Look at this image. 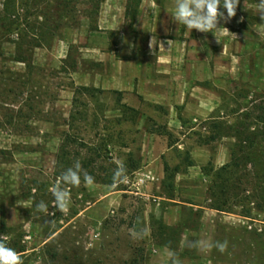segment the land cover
Listing matches in <instances>:
<instances>
[{"label": "rangeland", "instance_id": "1", "mask_svg": "<svg viewBox=\"0 0 264 264\" xmlns=\"http://www.w3.org/2000/svg\"><path fill=\"white\" fill-rule=\"evenodd\" d=\"M142 2L0 0V236L20 264H264V178L249 166L230 212L210 215L202 172L235 143L210 142L213 124H254L264 7L239 0L215 34L187 33L177 0ZM67 133L100 154L80 174L107 183L64 186L62 214L52 190ZM82 146L70 148L80 163ZM118 168L126 179L114 182Z\"/></svg>", "mask_w": 264, "mask_h": 264}, {"label": "trees", "instance_id": "2", "mask_svg": "<svg viewBox=\"0 0 264 264\" xmlns=\"http://www.w3.org/2000/svg\"><path fill=\"white\" fill-rule=\"evenodd\" d=\"M85 91H88L85 89ZM254 124L249 125L241 121L235 122L233 125H229L226 122H216L213 124L212 135L209 137L210 142H214L219 138H233L235 143L232 145L229 153V160L226 164L220 168H213L210 162L207 166L202 167L203 175L210 179V188L208 192V204L207 208L220 211V212H230L227 211L228 204L233 198H239L243 190L246 188L247 181V169L251 166L254 170V175L260 181L264 178V164L258 167L253 156L257 154L259 157H264V96L261 98V102L255 105L253 108ZM247 120L251 119L250 115H247ZM79 140L73 134H65V138L62 140L60 145L59 153L57 155V163L55 169L57 173L61 172L65 168L73 167L76 162H79L77 157L79 153L76 154L70 150L71 147L75 149L85 147L87 148L88 158L81 160L79 162L81 169H91L94 162V156L98 154V149H92L88 144H83V142H78ZM99 156L98 158H101ZM189 163L188 166H194V163L186 158ZM95 166V165H94ZM165 184L169 183V188H174V181L176 179L178 169L170 170L169 166L165 164ZM81 173V172H80ZM81 175V174H80ZM92 178L94 177L93 171L88 174ZM85 175H81V179ZM94 179V178H93ZM95 181L104 182L105 179H94ZM109 184L112 181H108ZM175 195L171 191L169 194V199H174Z\"/></svg>", "mask_w": 264, "mask_h": 264}, {"label": "clouds", "instance_id": "3", "mask_svg": "<svg viewBox=\"0 0 264 264\" xmlns=\"http://www.w3.org/2000/svg\"><path fill=\"white\" fill-rule=\"evenodd\" d=\"M239 0H177L175 11L172 14L174 20L183 24L187 29L199 30L200 32H215L218 28L220 18L230 20L236 15V8ZM261 6L264 7V0H260ZM221 7L226 10L220 11ZM80 164L76 162L73 167L68 168L61 174L60 181L52 190L53 205L58 211L64 214L70 204L69 192L64 186H79L81 183ZM123 169L118 168L113 174V181H122L126 179L123 175ZM84 182L91 184L93 178L84 176ZM63 185V186H62ZM36 210L41 213H48V206L41 201L36 205ZM215 247L224 252L227 248V242H217ZM0 264H20V258L16 252L8 248L4 243V236H0Z\"/></svg>", "mask_w": 264, "mask_h": 264}, {"label": "crops", "instance_id": "4", "mask_svg": "<svg viewBox=\"0 0 264 264\" xmlns=\"http://www.w3.org/2000/svg\"><path fill=\"white\" fill-rule=\"evenodd\" d=\"M146 1H148V0H143L142 4H144V2H146ZM141 6H142V5H141ZM174 11H175V10H174ZM189 31H190V29H187V28H186V32L189 33ZM198 32H200V31L198 30ZM187 37H189L188 34H187ZM200 37H201V39H202V36H200ZM189 39H190V37H189ZM210 213L213 214V213H222V212H220V211H216V210H212V209H207L206 214H210ZM211 214H210V215H211ZM236 216H237V215H236ZM237 217H240V216H237ZM225 218H226V217H225Z\"/></svg>", "mask_w": 264, "mask_h": 264}]
</instances>
